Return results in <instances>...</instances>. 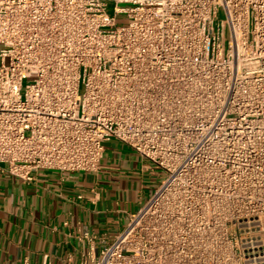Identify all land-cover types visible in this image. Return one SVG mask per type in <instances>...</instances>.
Here are the masks:
<instances>
[{"label": "built area", "instance_id": "obj_1", "mask_svg": "<svg viewBox=\"0 0 264 264\" xmlns=\"http://www.w3.org/2000/svg\"><path fill=\"white\" fill-rule=\"evenodd\" d=\"M112 139L162 178L78 264H264V0H0V172H96Z\"/></svg>", "mask_w": 264, "mask_h": 264}, {"label": "crops", "instance_id": "obj_2", "mask_svg": "<svg viewBox=\"0 0 264 264\" xmlns=\"http://www.w3.org/2000/svg\"><path fill=\"white\" fill-rule=\"evenodd\" d=\"M158 174L115 139L105 144L96 172L40 170L30 181L0 172V259L39 264L46 253L54 264L68 255L78 264L89 248L81 232L119 233L153 193Z\"/></svg>", "mask_w": 264, "mask_h": 264}, {"label": "rangeland", "instance_id": "obj_3", "mask_svg": "<svg viewBox=\"0 0 264 264\" xmlns=\"http://www.w3.org/2000/svg\"><path fill=\"white\" fill-rule=\"evenodd\" d=\"M113 8H114V3L113 2H108V4H107V11H108L109 14H113L114 13ZM223 18H224L223 12H222V10H219V12H218V19L221 20ZM124 22H125V18L124 17H119L118 20H117V23H124ZM161 178H162V175L159 172L158 178H157V179H159V181L156 183V186L154 185L155 188L158 186ZM155 188H154V190H155Z\"/></svg>", "mask_w": 264, "mask_h": 264}]
</instances>
